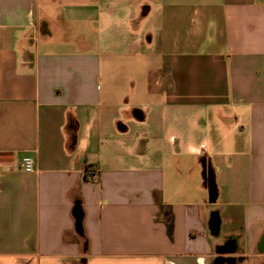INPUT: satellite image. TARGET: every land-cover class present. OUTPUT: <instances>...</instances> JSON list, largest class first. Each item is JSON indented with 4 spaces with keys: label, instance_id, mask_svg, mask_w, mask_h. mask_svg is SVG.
I'll return each instance as SVG.
<instances>
[{
    "label": "crops",
    "instance_id": "obj_1",
    "mask_svg": "<svg viewBox=\"0 0 264 264\" xmlns=\"http://www.w3.org/2000/svg\"><path fill=\"white\" fill-rule=\"evenodd\" d=\"M0 264H264V0H0Z\"/></svg>",
    "mask_w": 264,
    "mask_h": 264
},
{
    "label": "water",
    "instance_id": "obj_2",
    "mask_svg": "<svg viewBox=\"0 0 264 264\" xmlns=\"http://www.w3.org/2000/svg\"><path fill=\"white\" fill-rule=\"evenodd\" d=\"M209 191H210L211 195L214 194V185L212 184V180H210V182H209ZM82 216H83V214H82L80 207L79 206L76 207L77 228L79 231H81V229H82ZM210 228L212 230H217L218 229L217 222L214 220L212 222H210Z\"/></svg>",
    "mask_w": 264,
    "mask_h": 264
},
{
    "label": "built area",
    "instance_id": "obj_3",
    "mask_svg": "<svg viewBox=\"0 0 264 264\" xmlns=\"http://www.w3.org/2000/svg\"><path fill=\"white\" fill-rule=\"evenodd\" d=\"M33 159L30 156H24L21 161V167L25 172H32L33 171Z\"/></svg>",
    "mask_w": 264,
    "mask_h": 264
},
{
    "label": "trees",
    "instance_id": "obj_4",
    "mask_svg": "<svg viewBox=\"0 0 264 264\" xmlns=\"http://www.w3.org/2000/svg\"><path fill=\"white\" fill-rule=\"evenodd\" d=\"M92 170H93L92 168H91V169H89V167H88V172H90V171L92 172Z\"/></svg>",
    "mask_w": 264,
    "mask_h": 264
}]
</instances>
